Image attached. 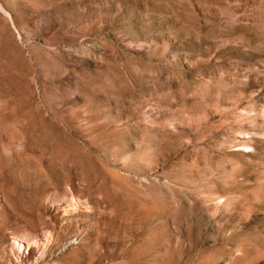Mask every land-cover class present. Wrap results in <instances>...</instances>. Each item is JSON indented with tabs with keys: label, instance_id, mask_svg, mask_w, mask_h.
Listing matches in <instances>:
<instances>
[{
	"label": "rangeland",
	"instance_id": "rangeland-1",
	"mask_svg": "<svg viewBox=\"0 0 264 264\" xmlns=\"http://www.w3.org/2000/svg\"><path fill=\"white\" fill-rule=\"evenodd\" d=\"M0 264H264V0H0Z\"/></svg>",
	"mask_w": 264,
	"mask_h": 264
},
{
	"label": "bare ground",
	"instance_id": "bare-ground-1",
	"mask_svg": "<svg viewBox=\"0 0 264 264\" xmlns=\"http://www.w3.org/2000/svg\"><path fill=\"white\" fill-rule=\"evenodd\" d=\"M51 235V234H50ZM50 241H52V240H47V242H49L50 243ZM21 242H22V240H21ZM29 243V242H28ZM32 243V242H31ZM52 243V242H51ZM18 246H20L21 247V245L18 243ZM46 246V245H45Z\"/></svg>",
	"mask_w": 264,
	"mask_h": 264
}]
</instances>
